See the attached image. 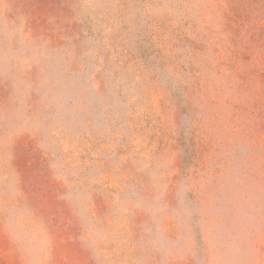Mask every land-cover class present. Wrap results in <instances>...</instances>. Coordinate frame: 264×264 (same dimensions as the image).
Segmentation results:
<instances>
[{"label":"rangeland","instance_id":"1","mask_svg":"<svg viewBox=\"0 0 264 264\" xmlns=\"http://www.w3.org/2000/svg\"><path fill=\"white\" fill-rule=\"evenodd\" d=\"M0 264H264V0H0Z\"/></svg>","mask_w":264,"mask_h":264}]
</instances>
